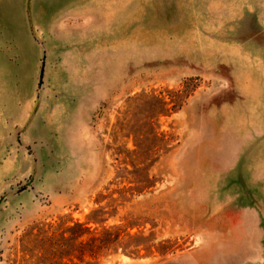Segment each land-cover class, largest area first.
<instances>
[{
  "label": "rangeland",
  "instance_id": "obj_1",
  "mask_svg": "<svg viewBox=\"0 0 264 264\" xmlns=\"http://www.w3.org/2000/svg\"><path fill=\"white\" fill-rule=\"evenodd\" d=\"M0 264H264V0H0Z\"/></svg>",
  "mask_w": 264,
  "mask_h": 264
},
{
  "label": "trees",
  "instance_id": "obj_2",
  "mask_svg": "<svg viewBox=\"0 0 264 264\" xmlns=\"http://www.w3.org/2000/svg\"><path fill=\"white\" fill-rule=\"evenodd\" d=\"M96 242H97V239H95V238H93V239L91 240V243H92V245H93L92 247H96ZM92 257H93L94 259H98V257H99V253H98L97 249L93 251Z\"/></svg>",
  "mask_w": 264,
  "mask_h": 264
}]
</instances>
